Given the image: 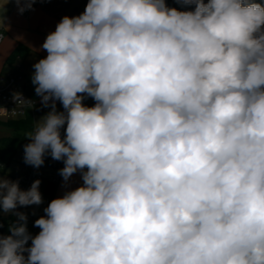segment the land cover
Returning a JSON list of instances; mask_svg holds the SVG:
<instances>
[{
  "label": "clouds",
  "instance_id": "1",
  "mask_svg": "<svg viewBox=\"0 0 264 264\" xmlns=\"http://www.w3.org/2000/svg\"><path fill=\"white\" fill-rule=\"evenodd\" d=\"M177 2L87 0L46 36L31 80L51 110L24 160L83 184L35 236L17 213L0 264H264V4ZM40 183L0 176V209L42 204Z\"/></svg>",
  "mask_w": 264,
  "mask_h": 264
},
{
  "label": "crops",
  "instance_id": "2",
  "mask_svg": "<svg viewBox=\"0 0 264 264\" xmlns=\"http://www.w3.org/2000/svg\"><path fill=\"white\" fill-rule=\"evenodd\" d=\"M86 3L87 0H35L30 8L21 12L22 4L18 6L15 0L10 2L0 0V34L3 36L0 42V77L8 68L19 64L23 76L24 96L42 104L41 97L35 93V85L31 80L34 63L47 55L41 46L46 36L55 30L64 16L80 15ZM18 46H24L30 52L25 57H17L12 62H8L10 55ZM56 107L63 108L59 101H56ZM82 184L79 171L67 182L61 176L52 199L62 197L65 192Z\"/></svg>",
  "mask_w": 264,
  "mask_h": 264
},
{
  "label": "built area",
  "instance_id": "3",
  "mask_svg": "<svg viewBox=\"0 0 264 264\" xmlns=\"http://www.w3.org/2000/svg\"><path fill=\"white\" fill-rule=\"evenodd\" d=\"M23 7H25L22 4ZM3 36L0 34V42ZM22 72L21 66L14 65L0 77V107L6 109L9 113L0 117V123L13 120L25 119L31 116L33 120L32 129L29 132L34 131L35 123L38 118L45 116L51 109L50 107H44L38 101L30 100L24 96V89L22 84ZM16 93H21L22 96L32 101L33 107L16 104L13 100V96ZM28 132V133H29ZM30 141H26L25 144ZM21 145L11 162H17L21 169L11 175V181H18L21 190H28L35 180H40L39 191L43 198V203L40 205L18 206L16 209L10 212H3L0 209V216L8 220L9 225L19 223L17 213H25L27 215V229L28 232L35 236L39 233L40 229L34 226V222L41 216L45 215L44 209L48 206L52 197L49 195V190L52 187H56L61 181L60 169L64 166L63 161H57L52 159L50 154H45L44 164L39 168L26 164L24 160V146ZM10 164H5L0 161V172L7 173V167ZM31 246V240L28 241L26 247ZM27 256V252L24 253Z\"/></svg>",
  "mask_w": 264,
  "mask_h": 264
},
{
  "label": "trees",
  "instance_id": "4",
  "mask_svg": "<svg viewBox=\"0 0 264 264\" xmlns=\"http://www.w3.org/2000/svg\"><path fill=\"white\" fill-rule=\"evenodd\" d=\"M258 3L264 4V0H256ZM166 3L169 7H175L179 10H191V7L194 6H185L181 3H178L177 0H166ZM30 52L24 46H18L10 55L8 62H12L17 57H25L26 54ZM58 111H64L63 108H57ZM33 120L31 116L26 117L21 120H13L8 122L0 123V126L9 127L13 130V134L0 138V161L5 164H11L13 161L19 147L26 143V134L32 129ZM63 133V130H62ZM57 187V186H56ZM56 187H52L48 192L50 197H53ZM9 223L8 220L0 216V235L7 236L9 235Z\"/></svg>",
  "mask_w": 264,
  "mask_h": 264
},
{
  "label": "rangeland",
  "instance_id": "5",
  "mask_svg": "<svg viewBox=\"0 0 264 264\" xmlns=\"http://www.w3.org/2000/svg\"><path fill=\"white\" fill-rule=\"evenodd\" d=\"M83 103L87 106H94L96 103L95 100L91 97H85ZM41 118H38L36 122L40 121ZM13 134V130L9 127L0 126V138L8 137ZM21 169V166L17 162H13L12 164L7 167V173L0 172V176H3L6 179L11 180V175L16 173L18 170Z\"/></svg>",
  "mask_w": 264,
  "mask_h": 264
}]
</instances>
